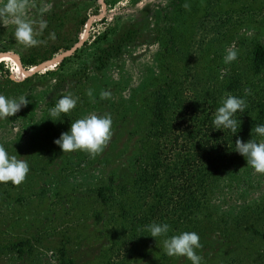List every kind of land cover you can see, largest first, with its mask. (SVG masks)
I'll return each mask as SVG.
<instances>
[{
    "label": "rangeland",
    "instance_id": "rangeland-1",
    "mask_svg": "<svg viewBox=\"0 0 264 264\" xmlns=\"http://www.w3.org/2000/svg\"><path fill=\"white\" fill-rule=\"evenodd\" d=\"M85 1L88 0H18L23 5L18 15L32 27L33 39L42 33L41 30L46 28L51 17L65 21L66 24L60 30L67 31L69 37L73 38L77 35V28L76 21L70 17L74 14H71V10ZM193 1L201 4L196 9L198 13L192 18L186 14L191 19H186V22L184 20L186 24L183 25L189 29L204 12L206 0H119L111 11L106 8L103 0H98L101 13L88 20L78 34L80 42L84 43L92 35L106 29L114 33L134 29L137 34L132 41L123 42L120 57L112 61L104 75L91 71L90 80L85 79L82 84L78 83V78L82 80L79 76L70 79L64 89L54 86L51 79L21 87L3 88L0 74V94L14 99L25 96L31 102L16 116L0 120V145L5 147L9 155L27 160L30 167L20 185L0 183V246L30 240V246L22 256L9 251L0 253V264H97L102 260L103 252L111 245L106 235L111 224V211L99 204L97 191L109 185L112 177L121 183H129L135 171L133 161L137 137L133 136V130L138 117L128 113L130 119L123 121V113L127 114L137 102L140 104L141 96L157 85L156 79L161 72L158 59L164 51L159 40L160 37H169L164 26H171L173 20L179 17L175 3H181L184 7L187 4L191 8ZM248 1L250 5L252 0H223V9L242 11L239 16L244 19V25L235 30L232 38L221 48L216 61L221 74L228 73L232 68L231 62L225 63L224 60L229 51L242 53L253 40L264 43L261 20L256 18L253 21L250 10L248 14L242 15V7ZM6 3L7 0H0V9ZM254 6L258 10L264 6V0H257ZM165 14L169 15V19L164 17ZM239 16L232 22H238ZM15 19L12 15L0 14V48L7 49L1 56L17 58V63L6 60V69L14 81L21 82L25 78L15 74L20 66L18 52L27 51L28 45L15 38ZM103 19H106L105 22ZM241 40H245L244 45L240 44ZM54 41L55 38L49 44ZM82 43L76 45V48ZM72 52L65 53L68 55L60 54V57L70 56ZM210 58L213 59V56ZM61 60L47 66L49 62L35 66L27 75L32 77L37 73L54 70ZM81 63L73 61L70 67L75 70ZM183 65V62L177 60L175 65L166 67L164 72L171 77L172 71ZM95 77L102 78L97 79L98 84L102 93L107 92L109 95L114 93L115 82H119L122 98L116 95L118 100H115V96L112 97L108 105L110 108L102 110L90 104L82 109V116H103L104 112L110 114L112 106H115L121 114L117 116L118 123L112 125L111 137L95 156L83 151L62 153L54 141L62 132L68 131L70 125L57 134L54 131L44 134L43 130H33V126L43 120L50 121L47 115L53 107L54 97H62L69 92L75 97L85 87L89 93L91 79ZM25 118H34L35 122L25 123ZM211 209L215 215L223 218L220 231L231 229L234 232L233 239L224 242L219 231H213L201 244L199 256L216 264H241V258H244L245 264H264V242L255 244L261 238L256 232L264 235V174L255 173L244 160L221 180L214 192ZM97 214L102 215L100 221ZM63 248L67 253L66 258L61 254ZM159 255L160 252L152 247L145 258H136L130 264H158ZM177 258L175 263L169 264H184V257Z\"/></svg>",
    "mask_w": 264,
    "mask_h": 264
},
{
    "label": "trees",
    "instance_id": "trees-1",
    "mask_svg": "<svg viewBox=\"0 0 264 264\" xmlns=\"http://www.w3.org/2000/svg\"><path fill=\"white\" fill-rule=\"evenodd\" d=\"M97 1L88 0L72 8L71 14H74L70 17L76 21L75 37L70 38L67 31L61 32L65 21L51 17L50 22L46 23V28L41 30L42 33L35 39L38 43L28 45L27 51L18 52L20 66L15 74L25 78L23 81H14L6 69L7 61L1 60V86L21 87L51 79L54 86L64 89L72 78L80 76V84L85 79L90 80L91 71L104 75L112 61L120 57L123 42L132 41L137 30L114 33L106 29L102 33L92 35L76 48V45L82 43L78 34L91 17H98L101 13V6ZM118 1L104 0V3L111 11ZM206 2L204 12L195 19L190 29L184 27L186 23L183 21L186 22V19L196 15V9L201 3L193 1L191 8L187 7L186 10L181 3H175L179 17L173 20L171 26H164L169 37H160L159 40V45L164 51H161L158 59L161 72L156 79L157 85L141 96L140 104L137 102L127 114L123 113V121L130 119L128 113L139 119L136 118L133 130V136L137 137L134 144L135 171L129 183H121L112 177L109 185L97 191L99 204L111 211V224L106 232L111 245L103 252L102 260L97 264H130L136 258H145L152 247L160 252L158 264L175 263L178 258L169 257L165 253V237L155 241L149 236L146 226L153 222L167 223L170 226L168 236L185 231L195 232L199 235L200 244H203L207 235L213 231H219L224 242L233 239L234 232L231 229L220 231L223 218L212 212L211 203L214 192L224 176L245 160L233 151L236 139L264 140V137H259L252 131L256 124H264V43L253 40L246 51L238 53L236 59L231 62V70L221 74L216 65L221 48L232 38L234 31L244 25V19L239 16L241 10L223 9V0ZM255 3L257 0H252L250 5L248 1L242 7V15L248 14L250 10L253 21L258 18L264 26V6L257 10ZM186 14L191 18H187ZM236 16H239L238 22H232ZM164 17L169 19L168 14ZM105 20L103 19L104 22ZM225 28L227 31L224 32ZM53 38L54 43L49 44ZM8 43L9 41L6 45ZM240 44L244 45L245 40H241ZM2 49L5 48H0V56L2 52H7V49ZM69 51H73L72 54L64 57L54 70L44 74L37 73L32 77L27 75L31 68L52 61ZM177 60L185 65L174 69L171 77L166 76L165 68H169L171 64L175 65ZM73 61L82 63L74 70L70 67ZM97 79L102 78L91 79V96L86 87L76 94L75 97L79 98L77 105L70 114H62L63 123L53 122L48 113L47 118L50 121L35 123L33 130H43L44 134L51 131H54V134L60 133L71 122L83 118L81 111L84 107L93 104L98 110H102L109 107L112 97L115 96V100H118L116 95L122 98L119 82H115L113 94L103 97ZM246 89L250 90V94L245 95ZM228 94L243 98L247 105L244 112L236 113L238 126L240 125L237 134L229 130H215L213 124L215 113L221 106V99ZM60 98L61 96L54 97L53 106ZM109 113L104 112L103 115H110L112 125H117L120 112L112 106ZM24 121L34 123L35 119L25 118ZM3 184L8 185L11 182ZM96 217L100 221L102 215L97 214ZM256 235L261 238L256 240L255 244H262L264 235L259 232H256ZM29 246L30 240L11 242L0 246V253L9 251L22 256ZM196 252L199 255L201 249ZM61 254L66 258L65 248L61 250ZM184 259V264H191L186 257ZM243 261L244 258H241V264H245ZM201 264L216 263L201 257Z\"/></svg>",
    "mask_w": 264,
    "mask_h": 264
},
{
    "label": "clouds",
    "instance_id": "clouds-1",
    "mask_svg": "<svg viewBox=\"0 0 264 264\" xmlns=\"http://www.w3.org/2000/svg\"><path fill=\"white\" fill-rule=\"evenodd\" d=\"M22 7L23 5L18 0H7V3L0 9V14L16 17L15 38L19 42L25 45H36L38 41L33 39L32 27L18 15ZM185 7L187 8L188 5L185 4ZM236 56V52L229 51L224 57L225 63L234 61ZM88 94L91 96V90ZM247 94H250V90L246 89L245 95ZM101 95L107 97L109 94L105 92ZM78 99V97L71 95L62 96L49 110V119L53 122L60 121L63 123L62 114L65 116L70 114L75 109ZM29 103L31 102L25 96L14 99L0 94V120L16 116ZM246 107V102L241 97L230 94L222 97L221 106L217 109L213 119L215 130H222L223 132L224 130H229L237 134L240 125L238 126L236 113L238 111L244 112ZM111 128L112 119L110 115H89L71 122L68 131L62 132L54 143L60 148L62 153L83 151L95 156L107 144L112 134ZM252 131L257 136L264 137V124H256ZM233 151L242 156L246 161V165L250 166L255 173L264 174V140L257 141L251 138L243 141L237 138ZM29 171L30 167L27 160L9 155L5 147L0 145V183L11 182L13 185H20ZM146 230L155 241L160 237H165L163 247L167 256L186 257L191 261V264H201V257L196 252L197 249L202 247L197 233L185 231L177 235L168 236L170 226L167 223L156 222L147 225Z\"/></svg>",
    "mask_w": 264,
    "mask_h": 264
},
{
    "label": "bare ground",
    "instance_id": "bare-ground-1",
    "mask_svg": "<svg viewBox=\"0 0 264 264\" xmlns=\"http://www.w3.org/2000/svg\"><path fill=\"white\" fill-rule=\"evenodd\" d=\"M65 55H68V54H65ZM60 59H62V57L56 58L52 61H49V63H47L46 66L51 65V64L55 63L56 61H59ZM0 60H9V61H13L15 63L18 62L17 58H15L14 56H11V55H2V56H0Z\"/></svg>",
    "mask_w": 264,
    "mask_h": 264
},
{
    "label": "water",
    "instance_id": "water-1",
    "mask_svg": "<svg viewBox=\"0 0 264 264\" xmlns=\"http://www.w3.org/2000/svg\"><path fill=\"white\" fill-rule=\"evenodd\" d=\"M62 58H63V56H62ZM12 78H14V77H12Z\"/></svg>",
    "mask_w": 264,
    "mask_h": 264
}]
</instances>
